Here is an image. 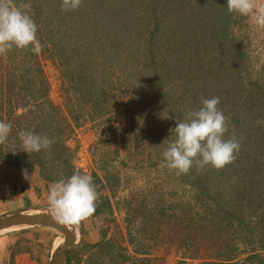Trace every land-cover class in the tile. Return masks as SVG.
I'll list each match as a JSON object with an SVG mask.
<instances>
[{
    "label": "rangeland",
    "instance_id": "1",
    "mask_svg": "<svg viewBox=\"0 0 264 264\" xmlns=\"http://www.w3.org/2000/svg\"><path fill=\"white\" fill-rule=\"evenodd\" d=\"M133 2L141 12L104 11L96 0H0V89L13 73L25 86L38 59L47 81L28 92V111L0 100V215L78 201L79 264H264V198L244 207L241 228L194 186L197 165L221 154L234 174L264 184V149L253 153L242 131L253 118L264 138V0H231L229 10L221 0H160L163 12L157 0ZM129 48L139 51L134 61ZM30 118L49 131L44 165L27 171ZM8 148L20 167L5 162ZM1 236L8 264L13 254L48 264L64 240L43 228ZM100 241L111 245L92 249Z\"/></svg>",
    "mask_w": 264,
    "mask_h": 264
},
{
    "label": "trees",
    "instance_id": "2",
    "mask_svg": "<svg viewBox=\"0 0 264 264\" xmlns=\"http://www.w3.org/2000/svg\"><path fill=\"white\" fill-rule=\"evenodd\" d=\"M222 2H223V5L228 7V10H229V8L231 6V0H221V4H222ZM99 3L104 4V7H103L104 11H105V8L106 9L110 8V7L115 8L116 5H118L120 7H123V8H116L118 12H141V8L139 6H135L136 4L133 2V0H122V3H121V0H96L97 6H99ZM109 4H110V6H109ZM155 4L156 3L153 4L152 8H155ZM167 4H168V2H166V4H165V3L160 2V0H157L156 8L159 9L160 12H163V9ZM24 12H27V11L25 10ZM110 12H112V11H110ZM155 12H156V10H155ZM229 12H233V11H229ZM24 19L27 20L29 23L32 22V25H35L33 23V21L35 22V19L32 18L31 16H27V14H26ZM212 22L214 23V20H212ZM115 26H116L115 29H118V32H120V34L125 33L127 31V29L129 28V27L125 26V20H124V22L116 20ZM100 28H101V26H100ZM36 32L37 31H35V33ZM37 34H38V32H37ZM102 41H103L102 39H99L98 41H94L93 44L95 42L97 44V43L102 42ZM39 42H40V46L43 47V50L45 49L44 53H47L48 52L47 42L44 41V38L42 36H41V41L39 39ZM32 45H34V44H32ZM121 47L122 46L120 45V50H121ZM33 49L37 50V48L34 46H33ZM127 52H128L129 59H133L132 61H134V59L136 57H138V54H139V51L137 49L135 50L134 48L133 49L129 48L127 50ZM36 59H38V58H36ZM159 63H161V60L159 61ZM157 71H158V73H161L160 70H157ZM27 74L28 75H34V76L32 78L31 76H28L25 74L27 77L26 81H25L26 82L25 86L22 83L19 84L16 79L14 80V73H13V77L11 78L12 84L11 85L7 84V90L6 91H4L3 87H1V89H0V100L5 101V98H6V103L7 104L9 103L10 105H12L13 110L14 109H21V110L25 111L27 109V111H28V106H30L31 102L28 100L27 94L29 91L31 93H32V91H35L37 85L40 86L42 84V86H43L42 88L46 90L45 84H47V81L44 77L43 67L41 66V64L39 65V59L33 63L32 67L28 70ZM162 80H164V79H162ZM8 81L6 80V83ZM2 82H4V80ZM195 91H197V88L195 89ZM201 91H204V89H202ZM200 95H201L202 99H205L203 94H200ZM263 95H264V92H262L260 96H263ZM32 97L34 98V103L36 106H42L41 102L38 101L39 98H37L35 94H32ZM205 101L208 102L206 99H205ZM36 112L37 111L35 109H33L31 116L34 117ZM251 119H252V121L250 122V125H249L250 128L249 127L248 128L247 127H244V128L240 127V128L241 129L243 128L242 131L244 133L246 131H250L251 136H252L250 139V142H253V140H254L253 153H259L262 149H264V138H262V132L260 129L261 126L259 124H256L254 122L253 118H251ZM259 119H262V118L259 117ZM263 124H264V122H263ZM27 131H28L27 136L29 137V140L32 141V145L34 148H33L32 155L27 156L28 161L24 162L23 164H24L25 169L27 171H31V170L35 169L37 167V165H44V159L46 158V156H45L46 151L41 146L44 147L46 139H48L49 126H48L46 121H42L41 123H38L36 121V119L30 118ZM61 132H63V129H61ZM255 133H256V137H253V135ZM12 135L13 134L9 133V135H8L9 140L13 139ZM263 136H264V134H263ZM54 138H56V137H54ZM23 141H24L23 139L20 142L18 140V142L16 144H21V143H23ZM206 145H207V143H205V146ZM0 146H3V142H0ZM13 149L14 148H8V151H7L8 153L5 157V162L18 168L22 164L21 158H20V156L14 155L12 153ZM58 158H60V157L58 156ZM206 159H209V158H206ZM226 159L227 160H225V158L221 154V156L215 157L214 161L209 159V161L203 162V163L197 165L199 169L197 171L198 175L196 177H194V181H195L194 186L195 185L199 186V188L196 189V192H199V191L201 192V196L203 197L202 198L203 201L210 200V202H212L213 204H215V206H217L218 208L221 209V211L219 213L224 217L225 221H227L229 223L234 222L237 225H239V227H241L243 222H245V217H246V212H247V211L243 210L244 207L245 208L246 207L252 208V206H254L255 204H259L263 200V198H264V184H262V183L259 184L258 182H254V181L252 182V180H246L248 178H245V177L240 178L239 174H234L233 173L234 171H232L228 168L229 160H228V158H226ZM63 162L66 163L67 160L66 161L64 160ZM241 182H244V189L245 190L242 189ZM79 185H81L80 182H79ZM200 187L202 188V190L200 189ZM69 195H70V193L67 192V196H69ZM241 197L244 199V201L246 200L248 203H246L245 205H242L243 200ZM67 199H68L67 203H65V205L63 207L61 206L59 208L63 211H69L70 213L73 211L72 215H74V216L77 215V212L80 211V209H78V207H79V204L77 203L78 201H74V199L72 200L71 197H69V198L67 197ZM223 203L225 205H222ZM238 204L240 206H238ZM249 205H252V206H249ZM53 206H57V205L54 204ZM225 206L230 207L228 209V211H231V213L223 211L224 209L222 210V208ZM102 210H103L102 208L99 209V211H102ZM243 211H244V213H243ZM127 219H128V221L132 220L129 216H127ZM220 222H222V220H220ZM202 228H201V230H202ZM213 228L215 230L218 229L216 225ZM209 236L213 240L212 231L211 232L208 231L207 237H209ZM200 242L201 241L199 240V242H197L196 246L201 245L202 243H200ZM101 243L102 242L100 241V243H96V244L92 245V249H94L95 247H100V245L104 247V246L110 244V242L103 243V244H101ZM262 243H264V239H262ZM16 244H17V241H16ZM262 245L264 246V244H262ZM77 251L78 250H72L69 252V255H68V260H69L68 263L69 264H79V260L77 259V258H79ZM143 251L145 252V254H147V255L149 254V252L147 250H143ZM25 254L29 255L28 253H25ZM15 256H16V254H13L12 264H16ZM230 258H231V256L227 257V261H230L231 260Z\"/></svg>",
    "mask_w": 264,
    "mask_h": 264
},
{
    "label": "water",
    "instance_id": "3",
    "mask_svg": "<svg viewBox=\"0 0 264 264\" xmlns=\"http://www.w3.org/2000/svg\"><path fill=\"white\" fill-rule=\"evenodd\" d=\"M33 228L62 233L64 244L53 251L50 264H67V251L78 245L80 232L77 223L66 213L50 207H28L0 215V232L4 231L3 234Z\"/></svg>",
    "mask_w": 264,
    "mask_h": 264
},
{
    "label": "clouds",
    "instance_id": "4",
    "mask_svg": "<svg viewBox=\"0 0 264 264\" xmlns=\"http://www.w3.org/2000/svg\"><path fill=\"white\" fill-rule=\"evenodd\" d=\"M54 205V204H53ZM30 207H50V208H54V209H58L59 211H62V212H64V213H66L70 218H72L73 219V217L74 218H77V216H74V215H72V213H73V211L70 213L69 211H63V210H61L59 207H57V206H51V205H48V206H30ZM24 209V208H23ZM77 223V222H76ZM80 225V223H77V225ZM33 229H36V228H33ZM42 229V228H41ZM43 229H45V228H43ZM29 230V229H28ZM48 230V229H47ZM49 230H53V229H49ZM20 231H24V230H20ZM55 231V230H54ZM57 233H59L62 237H63V239H64V236L62 235V233H60V232H58V231H56ZM7 234V233H6ZM6 234H2V235H6ZM80 235V237H79V242H78V245L75 247V248H72V249H69L68 251H67V264H69L68 263V255H69V252L70 251H72V250H78L77 251V254H78V252L80 251V249H82L83 247H84V245H85V241L83 242V239H82V237H81V233L79 234ZM0 237H2L1 235H0ZM82 246V247H81ZM80 248V249H79ZM55 250V248H54V246H53V248L50 250V253H49V258H48V264H50V258H51V255H52V253H53V251ZM149 255V254H148Z\"/></svg>",
    "mask_w": 264,
    "mask_h": 264
},
{
    "label": "crops",
    "instance_id": "5",
    "mask_svg": "<svg viewBox=\"0 0 264 264\" xmlns=\"http://www.w3.org/2000/svg\"><path fill=\"white\" fill-rule=\"evenodd\" d=\"M0 239H4L3 237H0ZM4 254H6V253H3L2 255H4ZM1 255V254H0ZM20 256H24L23 258H21V260H25V255H20ZM19 258H17V260H15V262H16V264H23L22 262H20V260H18ZM0 260H3V261H5V263H3V264H8V260H7V258L6 257H4V258H0ZM40 260V259H39ZM38 261V260H37ZM41 263L42 264H45V260H43V259H41ZM28 264H31L30 262L28 263Z\"/></svg>",
    "mask_w": 264,
    "mask_h": 264
},
{
    "label": "bare ground",
    "instance_id": "6",
    "mask_svg": "<svg viewBox=\"0 0 264 264\" xmlns=\"http://www.w3.org/2000/svg\"><path fill=\"white\" fill-rule=\"evenodd\" d=\"M3 233H4V231L0 232V234H3ZM78 235H79V233H78ZM63 244H64V240L58 244V247H54V248L57 249V248L61 247Z\"/></svg>",
    "mask_w": 264,
    "mask_h": 264
}]
</instances>
